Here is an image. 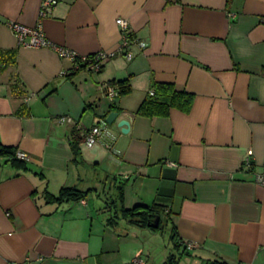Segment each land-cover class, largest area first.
<instances>
[{"label":"crops","instance_id":"obj_1","mask_svg":"<svg viewBox=\"0 0 264 264\" xmlns=\"http://www.w3.org/2000/svg\"><path fill=\"white\" fill-rule=\"evenodd\" d=\"M54 1L40 16L42 0H0V143L26 155L20 163L0 155V264H162L170 254L179 264L187 243L200 264H264V187L255 182L264 162V0ZM119 17L146 47L130 60L116 52L99 72L73 71L50 46L20 47L8 27L40 24L81 56L118 49ZM125 78L130 90L107 98L106 84ZM154 81L191 93L190 109L136 114ZM111 102L119 114L107 128L100 118ZM97 124L103 133L87 146ZM65 186L87 193L54 199ZM152 203L170 223L167 243L123 218L107 223L120 205Z\"/></svg>","mask_w":264,"mask_h":264},{"label":"trees","instance_id":"obj_2","mask_svg":"<svg viewBox=\"0 0 264 264\" xmlns=\"http://www.w3.org/2000/svg\"><path fill=\"white\" fill-rule=\"evenodd\" d=\"M81 65V64H80ZM83 66V64L81 65ZM107 84L117 85L118 95L126 93L130 90V85L128 79H121L117 81H110ZM193 101V95L184 90H178L171 83H162V82H152L150 86V91L143 98L135 113L138 115L144 116H165L169 113L170 109L176 108L182 111H188L191 107ZM70 149L73 154V160L75 162L81 161L80 151L78 147L79 137L77 134L72 132V137L70 139ZM0 155H5L9 157L10 161L14 163H20L24 161L23 159L17 158L16 149L12 146L3 145L0 143ZM86 191L77 188L76 186H65L62 187L56 197L57 201H79L82 200ZM119 200L121 202L122 197V188L118 187ZM113 204V203H112ZM114 213L110 215L107 219L108 224L114 225L117 219L123 218L130 223L139 226L146 227L150 230L160 231L163 228V208L157 203H152L151 205H140L132 208H125L123 205H120L117 209L114 208ZM158 217L157 227H152L151 224L154 223L155 218ZM172 231V239H176V233ZM176 244H179L176 242ZM180 245V244H179ZM187 252L185 246L182 248L181 253ZM176 262L175 255L170 254L168 259L162 264H173ZM205 264H227L226 261L213 258L205 260Z\"/></svg>","mask_w":264,"mask_h":264},{"label":"built area","instance_id":"obj_3","mask_svg":"<svg viewBox=\"0 0 264 264\" xmlns=\"http://www.w3.org/2000/svg\"><path fill=\"white\" fill-rule=\"evenodd\" d=\"M54 2H55L54 0H42V8L40 11V16L44 15L45 10H47L48 7L52 6ZM262 22L264 23V18L262 19ZM115 23L119 26L121 32V42L116 51L109 53L98 51L92 55H81V56L74 55L67 48L56 45L52 43L50 40H48L44 35V32L40 24H38L35 27H28L19 23H8V27L12 30L16 38V43L20 47L50 46L53 47L60 55L68 56L70 57V59H72L73 71L81 67H85L89 71L99 72L102 69L103 61L115 55L116 52L122 53L127 60H130L134 56V48L144 49L146 47L145 41L138 39L132 34V32L129 31V25L127 20L119 17L116 18ZM80 64L81 65L83 64V66H81ZM104 93L107 98L113 100L118 95L117 85L106 84ZM59 120L61 122H71V118L68 116H61ZM102 133L103 130L100 128L99 124L91 127L86 133L84 143L87 146H92L99 140ZM250 154L251 151H249V155ZM249 155L248 158H246L245 160V164L247 165H250ZM16 156L20 159L26 158V155L20 152L16 153ZM255 182L258 185L264 187V162L262 165V169L255 174ZM192 247H193L192 243H187L185 245V248L187 250H190ZM140 263H141V259L137 257L134 258L132 261H130V263L128 264H140ZM14 264H18V263H14Z\"/></svg>","mask_w":264,"mask_h":264},{"label":"water","instance_id":"obj_4","mask_svg":"<svg viewBox=\"0 0 264 264\" xmlns=\"http://www.w3.org/2000/svg\"><path fill=\"white\" fill-rule=\"evenodd\" d=\"M116 104L111 102L108 104V109L106 113L103 114L100 121L105 125V127H110L118 117V111L114 110ZM130 117L125 115V117L117 122V126L121 128L122 132H127L130 128ZM158 225V217L155 218L154 223L151 224L152 227H157Z\"/></svg>","mask_w":264,"mask_h":264},{"label":"rangeland","instance_id":"obj_5","mask_svg":"<svg viewBox=\"0 0 264 264\" xmlns=\"http://www.w3.org/2000/svg\"><path fill=\"white\" fill-rule=\"evenodd\" d=\"M106 198H105V200H107ZM156 233H158V234H156L157 235V238H156L157 241L165 239V241H166L165 243H167L168 238H169V233H170V223H168V224L163 223L162 231H158ZM184 254L185 255H183L181 258H179V264H200L197 261L193 260V257H192L193 255L191 252L187 255H186V253H184Z\"/></svg>","mask_w":264,"mask_h":264},{"label":"bare ground","instance_id":"obj_6","mask_svg":"<svg viewBox=\"0 0 264 264\" xmlns=\"http://www.w3.org/2000/svg\"><path fill=\"white\" fill-rule=\"evenodd\" d=\"M18 158V157H17Z\"/></svg>","mask_w":264,"mask_h":264}]
</instances>
